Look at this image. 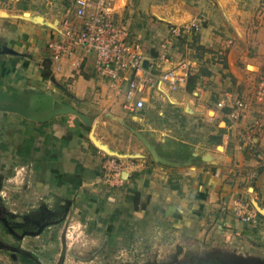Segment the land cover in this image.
<instances>
[{"label": "crops", "instance_id": "obj_1", "mask_svg": "<svg viewBox=\"0 0 264 264\" xmlns=\"http://www.w3.org/2000/svg\"><path fill=\"white\" fill-rule=\"evenodd\" d=\"M73 1L46 0L64 10L59 20L26 12L28 2H0V117L31 123L34 150L45 148L40 160L18 165L20 177L9 176L7 158L0 162V197L16 202L0 216L5 235L11 220L35 227L68 204L107 232L123 218L134 225L158 216L200 233L201 219L236 201L264 218V119L254 98L264 68V0H111L114 22L143 51L142 76L150 81L135 92L141 109L127 98V81L95 70L93 52L77 46L52 60L48 43L66 40L63 20L79 25ZM194 23L197 31L172 37L173 27ZM181 61L192 66L185 84L172 88L158 78ZM226 91L247 104L237 119L229 106L216 105ZM10 107L40 115L70 110L39 123ZM169 142L186 148L185 155L168 151ZM106 156L124 163L123 185L110 190L99 183ZM11 248L2 236L0 264H21Z\"/></svg>", "mask_w": 264, "mask_h": 264}, {"label": "rangeland", "instance_id": "obj_2", "mask_svg": "<svg viewBox=\"0 0 264 264\" xmlns=\"http://www.w3.org/2000/svg\"><path fill=\"white\" fill-rule=\"evenodd\" d=\"M21 1L30 5L26 12L33 11L34 15L48 20H59L64 13L60 6L47 5L46 0H17ZM3 116L7 115H1L0 126L6 124V128L2 126L1 134L6 135L4 144L8 146V153L0 149V162L7 158L11 167L9 176L20 177L25 172L18 165L40 160L45 148L39 152L34 150L36 142L31 123L19 117L10 120V115L6 119ZM159 123L156 119V124ZM140 127L143 126L138 121L136 128ZM179 133L184 136L183 132ZM166 148L181 156L187 152L186 148L171 142ZM7 207L16 208V202L0 197V216ZM72 207L68 204L62 211L58 209L53 221L35 227H18L11 220L7 225L13 233L6 236V227L3 225L4 230L0 225V238H9L11 251L21 264H264V218L255 215L253 221L243 222L233 205L214 212L209 220L201 219L200 233L190 228L182 232L179 226L158 216L135 221L134 225L123 218L115 230L107 232L102 226H96L93 219L76 212L77 205ZM239 222L244 224L238 226ZM2 251L12 256L9 249Z\"/></svg>", "mask_w": 264, "mask_h": 264}, {"label": "built area", "instance_id": "obj_3", "mask_svg": "<svg viewBox=\"0 0 264 264\" xmlns=\"http://www.w3.org/2000/svg\"><path fill=\"white\" fill-rule=\"evenodd\" d=\"M111 0H74L72 13L79 18V25L75 26L68 18L63 20L62 36L64 42L51 41L48 48L51 50V58L56 61L74 47H81L95 55L94 68L102 76L114 81L125 80L128 82L127 98L134 100V108L144 107V101L136 96L139 87L150 80L144 78L146 67L141 47L128 40V32L125 27L116 24L110 11ZM1 2V0H0ZM199 25L182 28L173 27L172 37H178L182 30L197 31ZM191 75V67L188 62L181 61L176 67L160 72L158 78L172 88L185 84ZM142 76V77H141ZM254 98L260 107L261 117L264 119V68L258 79ZM217 107L232 109L230 117L237 119L247 109V104L239 96H233L231 92H223L216 103ZM247 138V134H242ZM131 166H137L134 159L128 161ZM124 163L115 156H106L101 163L100 181L108 188L123 185ZM249 204L237 201L233 204V210L243 222L253 221L255 213L249 210Z\"/></svg>", "mask_w": 264, "mask_h": 264}, {"label": "water", "instance_id": "obj_4", "mask_svg": "<svg viewBox=\"0 0 264 264\" xmlns=\"http://www.w3.org/2000/svg\"><path fill=\"white\" fill-rule=\"evenodd\" d=\"M10 109L18 112L19 114H21L25 118L34 120V121L39 122V123H45L53 115L58 114V113H62V112H67L70 110V109L64 107V108H58V109H55L54 111L40 115V114H36V113H31L24 108L10 107ZM9 231L13 233V231L10 228H9Z\"/></svg>", "mask_w": 264, "mask_h": 264}, {"label": "trees", "instance_id": "obj_5", "mask_svg": "<svg viewBox=\"0 0 264 264\" xmlns=\"http://www.w3.org/2000/svg\"><path fill=\"white\" fill-rule=\"evenodd\" d=\"M45 66L47 67V64ZM43 126H46V124H41V127ZM68 139H69V136L64 137V140H68ZM2 180H3V175L0 173V187L2 186Z\"/></svg>", "mask_w": 264, "mask_h": 264}]
</instances>
